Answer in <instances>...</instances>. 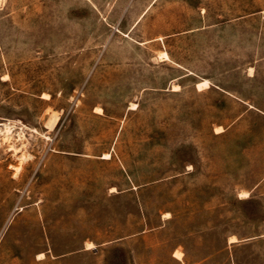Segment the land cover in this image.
Wrapping results in <instances>:
<instances>
[{
	"label": "rangeland",
	"instance_id": "obj_1",
	"mask_svg": "<svg viewBox=\"0 0 264 264\" xmlns=\"http://www.w3.org/2000/svg\"><path fill=\"white\" fill-rule=\"evenodd\" d=\"M5 124L0 264H264V0H0Z\"/></svg>",
	"mask_w": 264,
	"mask_h": 264
},
{
	"label": "bare ground",
	"instance_id": "obj_2",
	"mask_svg": "<svg viewBox=\"0 0 264 264\" xmlns=\"http://www.w3.org/2000/svg\"><path fill=\"white\" fill-rule=\"evenodd\" d=\"M161 56L162 57H167L168 55H167V53L166 52H163L162 54H161ZM161 58V57H160ZM162 59H164V58H162ZM209 83V82H208ZM208 83H207V81H205V82H202V83H200V85L198 86L200 89H201V86L203 87L204 85H208ZM56 120L51 124V127H54L55 125H56V123L58 122V119L57 118H55ZM12 128L13 127H11V126H9V125H7V124H5V127L3 128L1 125H0V135H2L5 139H9V135H10V133H11V130H12ZM108 154H110V153H107V155ZM26 157V156H25ZM106 158V157H105ZM28 159V158H27ZM20 170H21V166H16V174L18 173V172H20ZM249 195V192L248 191H246V192H242L241 193V197H243V198H247V196ZM230 242H236V241H238V239L236 238V236H234V235H231L230 236ZM95 247V245H94V243H92V242H87V248H94ZM182 255H183V253L182 252H180V251H176V253H175V257L176 258H180V259H182ZM39 256L40 257H44V253H39Z\"/></svg>",
	"mask_w": 264,
	"mask_h": 264
}]
</instances>
